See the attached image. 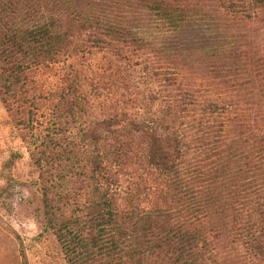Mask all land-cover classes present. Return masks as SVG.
<instances>
[{"label": "trees", "instance_id": "16d2710c", "mask_svg": "<svg viewBox=\"0 0 264 264\" xmlns=\"http://www.w3.org/2000/svg\"><path fill=\"white\" fill-rule=\"evenodd\" d=\"M0 102L67 264H264V0H0Z\"/></svg>", "mask_w": 264, "mask_h": 264}, {"label": "rangeland", "instance_id": "374dc122", "mask_svg": "<svg viewBox=\"0 0 264 264\" xmlns=\"http://www.w3.org/2000/svg\"><path fill=\"white\" fill-rule=\"evenodd\" d=\"M65 72L60 65L39 77L51 88ZM47 119V112L40 110L22 123L0 102V264H67L56 237L44 228L39 172L31 162Z\"/></svg>", "mask_w": 264, "mask_h": 264}]
</instances>
